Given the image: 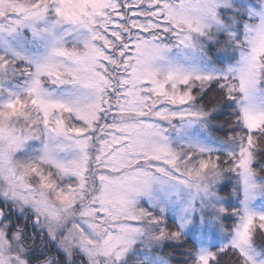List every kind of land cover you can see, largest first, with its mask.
<instances>
[{"label":"snow or ice","instance_id":"6c2138e0","mask_svg":"<svg viewBox=\"0 0 264 264\" xmlns=\"http://www.w3.org/2000/svg\"><path fill=\"white\" fill-rule=\"evenodd\" d=\"M0 264H264V0H0Z\"/></svg>","mask_w":264,"mask_h":264}]
</instances>
